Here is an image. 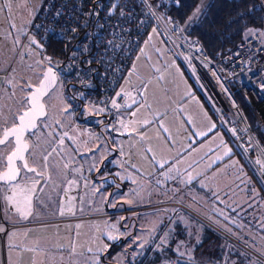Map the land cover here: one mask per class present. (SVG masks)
Listing matches in <instances>:
<instances>
[{
  "label": "rangeland",
  "instance_id": "obj_1",
  "mask_svg": "<svg viewBox=\"0 0 264 264\" xmlns=\"http://www.w3.org/2000/svg\"><path fill=\"white\" fill-rule=\"evenodd\" d=\"M41 1L0 0V30L4 32V34L0 35V134L3 132L4 126H10L15 123L17 115L23 108L28 106L25 96L29 91L26 87L27 80L38 83L42 77V70L47 65V60L55 59L52 53L43 57L40 44L32 50L29 57L22 58L20 54H17L22 35L21 30L30 21ZM203 2L199 5L198 9L201 8ZM251 32H262V29H254ZM4 69L6 70L4 71ZM185 84H190L191 89H194L198 93L185 73L183 63L172 54L171 43L166 38L163 30L157 24H153L133 59L130 72L124 77L120 86L131 93V101L132 99L141 100L140 104L142 105L140 109L142 110H146L148 107L156 109L157 105L173 108L172 114L168 115L171 120L170 122H180L179 125L181 127H177L175 124L174 126L175 129L183 133L184 128H187L186 122L182 119L184 116L187 117V113L185 112L187 105H184L180 99H182L181 97L185 93ZM44 100L47 104L48 112L40 120L38 128L27 134V138L30 141L28 156L30 158L29 162L41 164L42 168L44 162H51V169L49 170L50 178H46L44 182L36 174L30 177L24 176L10 188L9 184L3 185L0 183V229H2L0 230V264H125L129 256H135L142 252H146L145 254L147 255V252H151L153 247H158L159 250L163 251L164 248L162 247L166 246L170 241L171 233L170 229L167 228L170 226L172 228L173 222L180 219L181 214H189L186 215L189 218V232L186 238L180 239L179 243L175 245L176 254L178 253L179 256L192 260L193 256L199 254L200 257L208 258V254L211 255L218 246L216 244H222L226 248L232 245L231 242L239 244V242L232 240L229 235L221 231V227L211 221L213 219L221 226H224L221 220L217 219V217L209 219L203 216L206 220L198 216L194 212L196 210L191 207V204L205 215L208 212L190 200L188 201L189 204L187 201L184 202L183 197L181 198V196L173 192L167 195H159L157 198L143 200H141L142 198H130V200L125 202V207L117 211H110L109 213L110 215L116 214L115 216L124 213L118 216L119 224H113L116 221L112 222V218L108 215L102 216L101 213L88 215L87 213H91V209L82 208L81 201H79V205L78 201L75 202L76 198H78L75 192L82 180L84 184L85 182L91 184L88 176L96 168H94V165L97 157L93 154L92 157L82 155V162L78 163L74 161L75 151L71 145H76V142L71 131L79 127L73 125L71 111L62 97L58 84L50 90L44 97ZM181 108L184 110V116L178 113ZM218 127L221 131L220 134L222 133L223 135V139H216V152L212 157L225 155V151L231 146L229 141L226 140V135L222 131L220 124ZM80 128L85 134H88L82 127ZM66 130H69L70 133L67 136L61 137V134ZM177 130L173 133L168 132V137H170L174 147H179L178 142L181 141V138L178 139L179 136L174 137ZM84 141L83 143H86ZM211 141L209 142L211 143ZM12 142L13 140L8 139L5 143L0 144V166L4 164L2 162V155L14 144ZM156 143H160V141L157 139ZM151 154L152 157H155V163H157L156 154L152 151ZM177 165L179 164L176 160H173L171 167L174 169L173 166ZM58 167L60 170L57 171ZM74 167H79L78 169L80 170L77 179L74 180L77 183L74 181L72 183L71 179H69L72 177L76 178L73 173L65 176L67 170ZM59 171L63 175H60ZM29 172L33 173L24 169L21 177ZM54 173H56L55 176H53ZM99 173L97 172V177H99ZM219 173L230 180L229 183L231 184L229 185L228 193L232 197L242 195L246 191L245 188L248 187L252 188V193L260 192V187L256 183L252 173L247 171L237 153L231 160H227L224 165L210 171L206 180L213 181L215 177L218 180ZM61 176L66 178L63 184L62 182H58L62 178ZM27 179L32 180L25 181ZM142 180L144 181V179ZM200 180L203 183L205 181L202 177H200ZM175 181L173 186L178 187L181 179H176ZM32 183L34 185H31ZM67 184H73V186ZM147 185L148 182L143 186V190L139 188L134 189L133 194L129 196L135 197L139 194H144V189L147 188ZM211 187L219 189V186L211 185ZM185 188L183 185L181 189ZM21 189L25 191L22 192ZM104 189H107V187L103 184L100 186L96 185L93 191L90 192L88 186L81 185L82 196L84 198L89 195L91 196V194L94 198L99 197L103 194L102 191ZM128 189L130 190L131 188L128 187ZM9 194H13L16 200L18 198L17 202L20 203L19 207L22 209V216H26L29 210L38 207L37 204L47 213L52 212L58 204H61V214H51L48 217L45 216L38 219L28 218L23 223L17 222L18 226H16L12 221L10 222L11 219L9 218V208H7L9 205ZM29 195L30 203L25 199ZM205 199H208V196ZM176 201L187 204L194 211L185 207H179V205L175 204ZM209 202L211 200L207 201V204H211ZM104 204L106 205V201ZM179 208L181 209L178 210ZM102 212L105 213V211ZM238 213L239 215L242 213L246 214V211H239ZM190 214L197 216L199 219L197 220ZM162 219L166 222V227L160 224ZM7 222H9V228H7ZM204 224H208L207 229L210 228L208 227L209 225L215 226L219 230L215 229L219 232L218 234H220L221 239L219 243L215 242V244L211 245V248L208 246L197 249L196 245L202 237ZM207 229L206 231L208 232ZM225 229L227 232L229 231L227 227ZM228 233L233 235L231 232ZM233 236L235 237V235ZM13 237L15 238L12 239ZM105 237H114L115 239L108 240ZM24 239L28 240L30 245H44L45 247H40L42 248L40 250L34 246L23 247L22 244L17 243ZM116 239H119V242L123 244L115 255L116 260L114 256H108L109 258L106 261L100 259V254L107 247H111L113 245L111 242ZM239 240L244 242L241 239ZM148 242L149 250H147L146 246ZM262 252L264 254V251ZM163 254L165 258H161L157 264H168L173 260H180L172 258L168 262L170 255ZM255 256L249 253V255L245 254L243 258L249 257L248 262L254 264L253 262L258 257ZM146 258V256L141 257V261L145 262ZM216 263L225 264V255L221 261ZM153 264H156V262Z\"/></svg>",
  "mask_w": 264,
  "mask_h": 264
},
{
  "label": "built area",
  "instance_id": "obj_2",
  "mask_svg": "<svg viewBox=\"0 0 264 264\" xmlns=\"http://www.w3.org/2000/svg\"><path fill=\"white\" fill-rule=\"evenodd\" d=\"M259 1L264 9V0ZM178 2L42 0L30 21L20 29L17 54L29 57L40 44L45 57L50 54L48 48L54 39L70 40L66 53L58 56L59 60L48 59L47 65L57 71V84L71 111L73 125L91 134L99 130L102 122H110L113 129L121 121V111L127 108V94L120 83L148 30L157 24L170 41L173 53L184 62L264 184V145L256 133L257 128L264 129V26L262 32L247 35L219 57L211 58L198 39L187 38L167 16L164 5ZM236 90H240L252 106L255 123L245 114L236 98ZM113 101L119 107H113ZM68 133L69 130L64 131L61 137ZM175 204L194 211L183 202ZM109 213L101 212V215ZM220 230L264 261L263 254L224 229ZM168 264L198 263L173 260Z\"/></svg>",
  "mask_w": 264,
  "mask_h": 264
},
{
  "label": "crops",
  "instance_id": "obj_3",
  "mask_svg": "<svg viewBox=\"0 0 264 264\" xmlns=\"http://www.w3.org/2000/svg\"><path fill=\"white\" fill-rule=\"evenodd\" d=\"M1 34H4L2 30H0V35ZM5 70L6 69H4V71ZM130 70L131 66L129 67L125 76L130 72ZM124 77L120 85L122 84ZM185 85L186 90L180 101H182L184 105H187L185 108L187 117L183 115L184 110L182 108L180 112H178L177 109V112L184 116V118H182L183 121L186 122L185 124L187 128H184L183 133L180 130L175 129L174 126L175 124L177 127H181V125H179L180 122H170L171 120L168 115L172 114V112L174 111L173 108L157 105L156 109L148 107L146 108V110H142L140 109L142 105L140 104L141 100L132 99L131 101V93L121 86L120 88L122 89V91L127 94V108L121 111V121H119L113 129H111L110 127V122H102L101 128L91 134H85L80 128L81 126H77L79 128L72 129L71 134L74 136L76 142V145L71 142L73 144L71 145V147H73V150L75 151L73 157L74 161L80 163L82 162V155L92 157L93 154L96 155L95 157H97V160L95 159V168L97 167L101 159H111L112 163L116 166L113 169V172H115V174L117 175L116 181L118 180V182H120L122 180L126 185V187L122 190L110 189L109 187H107V189H104L102 191L103 194L99 197L94 198L91 194V196L89 195L84 198L82 196L83 191L81 190L82 184L88 186L91 192L96 185H104L107 181L114 180L113 175L96 178L92 174H90L89 176L86 174L90 178L89 182L91 184H88L87 182H85L84 184L82 180V182L79 183V186L77 185L78 189L75 193L76 197L78 198H76L75 202L78 201L79 205V201H81L82 208L91 209L90 214H100L104 210V202L108 200L111 191L116 194L114 199L120 200L121 202H126L130 200V198H142L141 200L147 198H157L159 195H167L173 192L181 196V198L183 197L182 199L184 200V202L187 201L188 203V201L190 200L195 205L208 212V214L205 215L199 209L194 208L191 204V207L198 211L202 216H205L209 219H211V217H217V219L222 221L224 226H221L213 219H211L214 224H217L221 228L227 227V229L229 230L228 232H231L233 235H235V237L243 240L250 247L260 252L258 249L264 250V193H262L261 188H264V184L251 166V163L249 162L245 151L235 143L230 133L227 131V134L223 128L222 131L225 133L226 140L229 141L231 146L225 151V155L212 157L216 152V139H223V135L222 133L220 134L221 131L218 127L219 122L217 123L216 117L204 97L201 94H198L199 92L197 93L194 89L192 90L190 84ZM127 112L129 113L127 114ZM176 130L177 132L175 133L174 137L179 136L178 139L181 138V141L178 142L179 147H174L170 140V137H168V132L173 133ZM228 136L232 138L236 147L233 146L231 139H229ZM157 139L160 141V143H156ZM83 140H85L84 142L86 143H83ZM210 140H212L211 143L209 142ZM157 148L159 149L158 153ZM236 149H238L243 154L247 163L250 165V168L256 174L259 182L256 181L255 178L254 179L260 187V192L257 191L256 193H252V188L248 187L245 188L246 191L242 195L232 197V195L228 193L230 187L229 185L231 184L229 183L230 180L226 179L222 174L219 173L218 180L216 179V177L213 181L206 180V177L207 175H209L210 171L221 167L226 163L227 160H231L233 156L236 155ZM151 151L156 154L155 156L158 159L157 163H155L156 160L155 157H152ZM173 160H176V162L179 164L177 166H173L174 169L171 167ZM242 162L246 167L244 161ZM36 165L41 172L25 173L22 177L20 176L15 181L1 183L3 185L9 184L10 188L13 187L12 185L14 183H17L16 181H19L24 176L30 177L35 174L40 177L41 181L44 180L45 182L46 178H50L49 170L51 169V162H44L43 168L41 167V164ZM78 168H70L67 170L66 175L64 174L65 176H67L73 173L76 176V178H69L71 179L72 183L77 179L79 175L80 170ZM58 170H60L59 167L57 171ZM247 171H249L248 168ZM59 173L60 175H63L62 172L59 171ZM55 174L56 173H54L53 176H55ZM61 177L62 178L58 180V182H62L63 184L66 181V178H64V176ZM200 177H202V179H205L204 183L201 182ZM142 179H144V181ZM176 179H181V183H179L178 187L173 186ZM28 180L32 179H27L25 181ZM146 182H148V185L147 188L144 189V194H139L135 197L129 196L133 194L134 189L139 188L143 190V186ZM31 185H34V183H32ZM31 185L30 187H32ZM183 185L186 187L185 189H181ZM211 185L219 186V189H215L211 187ZM69 186H73V184H70ZM128 187H130L131 189L129 190ZM9 195V205L7 206V208H9V218L11 220H19L20 218L21 220L28 218L38 219L45 216L48 217L51 214H61V204H58V206H56L50 213L45 212L37 204L38 207H34L33 209L29 210V213L26 216H22V209H20L19 207L20 203L17 202L18 198L16 200L13 194ZM206 196H208V199H205ZM209 200H211V202H209L211 204H207V201ZM21 204L24 205L23 203ZM239 211H246V214L242 213L241 215H239ZM186 215L189 214H181V218L173 222L172 228L171 226L167 228L171 230L174 228L177 221H181L185 232L183 231L184 235L180 239H184L188 236L189 218ZM194 217L197 220L199 219L197 216ZM245 217H248V219L245 220ZM161 222H163V219L160 221V224ZM204 225L205 226H203L204 230L202 231V237L197 243L196 247L199 243H201L202 240H204L206 236V229L208 224ZM164 227H166V222L164 224ZM208 227L217 229L215 228V226L209 225ZM15 237H13L12 239H14ZM178 241L177 243H179ZM219 241V239H214L213 241L209 240L203 245V247L209 246V248H211V245L215 244V242L218 243ZM17 243L22 244L23 247L34 246L35 248L40 250L42 249L40 247H45L44 245H30L29 241L26 239ZM48 246L52 247L50 245ZM195 257L200 258V255L197 254ZM44 258H46V256H44ZM202 258L205 259L206 257ZM170 260L171 259H169L168 262Z\"/></svg>",
  "mask_w": 264,
  "mask_h": 264
},
{
  "label": "trees",
  "instance_id": "obj_4",
  "mask_svg": "<svg viewBox=\"0 0 264 264\" xmlns=\"http://www.w3.org/2000/svg\"><path fill=\"white\" fill-rule=\"evenodd\" d=\"M202 2L203 5L200 9H198L199 5ZM164 10L167 16L177 25L183 35H185L187 38H196L200 41L203 49L209 54L211 58L219 57L230 47L238 43L247 35L251 34L252 30L263 29L264 26V9L259 0H179L177 4H165ZM69 41V39L57 38L51 42L48 50L50 53H52L53 57L56 60H59V57L66 53V50L71 46V43ZM171 52L177 59H179L183 63V68L187 76L195 85L196 90L199 92V94H201L206 100L204 94L197 86L195 80L189 73L184 62L180 59V57L173 53L172 48ZM235 95L236 98L239 100L248 119L251 122L255 123L256 113L254 112L248 100L245 98V96L240 90H236ZM206 102L213 111L217 122H219L221 127L227 133V130L224 128L223 124L219 120L215 110L212 108V106L207 100ZM256 133L261 143L264 145V129L257 128ZM228 137L229 139H231L233 146L236 147L232 138L230 136ZM236 151L242 161H244L246 167L252 173L256 181H258L256 174L250 168V165L247 163L243 154L238 149H236ZM115 167L116 166L112 163L111 159L104 158L99 161L97 167L94 169V171H92V174L96 178L111 175H113L114 178L117 177L115 172H113V169ZM97 172H100L99 177H97ZM116 179H114L113 181H107L104 186L116 190L124 189L126 187L125 182L122 180L118 182V180L116 181ZM117 183H119V185H117ZM261 188L262 193H264V188ZM115 196L116 194L111 191L103 211H115L121 209L122 207H125V202H121L120 200L114 199ZM123 214L124 213L118 214L117 216H115L116 214H106L102 216L108 215L110 216V218H112V222L116 221L113 224H119L120 222L118 221V216ZM244 219L247 220L248 217H245ZM164 224L165 221L161 222V225ZM175 224L176 225L174 226V228L170 230L171 235L169 243L166 246L162 247L164 248L163 251L159 250L158 247H153L151 252H147V255L145 254L146 252H142L135 256H129L125 264H153L155 262L157 264L161 258H165L163 257V253L169 254V259L176 258L182 261H190L198 264H216V262L221 261L224 255L225 264H251V262H248L250 259L249 257V259L246 258L247 256L245 258L243 257L245 256V254H254L236 242H231L232 245L228 248H226L222 244H217L218 246L216 247L215 251L211 255L208 254L209 256L207 259H203L202 257L196 258L195 256L192 258V260L189 258H184L183 256L182 258L181 256H179L178 253L176 254L175 245L177 244V241L184 235L185 230L181 221H177ZM207 230L208 232H206L204 240H202L201 243L198 244L197 249L203 247V245L209 240H220V234H218L219 232H217V230L213 229V227H210ZM105 239L109 240V238L106 237ZM112 243L113 245L111 247H107L100 254V259L106 261L109 257L113 256L115 259V255L123 244L119 242V239L113 240L111 244ZM146 246L147 250H149V242ZM258 250L260 252L264 251L262 249ZM139 255L141 257H147L145 262L141 261V257ZM253 263L264 264V261L259 257H256V260Z\"/></svg>",
  "mask_w": 264,
  "mask_h": 264
},
{
  "label": "snow or ice",
  "instance_id": "obj_5",
  "mask_svg": "<svg viewBox=\"0 0 264 264\" xmlns=\"http://www.w3.org/2000/svg\"><path fill=\"white\" fill-rule=\"evenodd\" d=\"M55 81V74L52 73L49 69L48 73L45 74L43 80L41 81L40 86L32 93L31 97L28 100L30 108L22 116H20V124L18 127L6 130L4 133V139L0 140V144L5 143L9 136L15 137L17 148L16 150L8 157V172L3 176H0V179L3 180H14L19 174V168L15 166V160L19 159L24 161L23 167L27 168L28 171L35 172L34 168H29L27 161L24 160L23 151L27 149V144L22 143L23 132L28 127H35V119L38 116L45 115L44 104L41 103V97L47 94L49 87L53 85ZM135 102V101H133ZM130 106V105H129ZM113 107H119L115 101H113ZM123 123V122H121ZM63 142V141H61ZM24 192V189H21ZM30 191V190H29ZM26 201L30 203V195L25 197ZM2 230V229H0ZM109 239H115L114 237H109Z\"/></svg>",
  "mask_w": 264,
  "mask_h": 264
},
{
  "label": "water",
  "instance_id": "obj_6",
  "mask_svg": "<svg viewBox=\"0 0 264 264\" xmlns=\"http://www.w3.org/2000/svg\"><path fill=\"white\" fill-rule=\"evenodd\" d=\"M49 69H51L52 73L55 74V81H54L53 85L49 87V90H48L47 94L50 92V90H51L52 88L55 87V85L57 84V80H58V74H57V71H56V69H55L53 66H51V65H46V66L43 68V70H42V77L40 78V80L38 81V83H33V82L27 80V82H26V87L29 89V91L25 94V96H26V98H27V101H28L29 98L31 97L32 93H34V92L36 91V89L40 86L41 81L43 80L45 74L48 73ZM47 94H46V95H47ZM46 95H44L43 97H41V103L44 104V112H45V115L38 116V117L35 119V121H34V122H35V127H28V128H26V130L23 132V136H22V143H23V144H27V146H28L27 149H26L25 151H23L24 160L27 161V164H28V167H29V168H34V169H35V172H38V173L40 172L38 166L35 165V164H31V163H29V161H28V157H27V155H28V151H29V149H30V141H29V139L27 138V134H28L29 132L34 131V130H36V129L38 128L40 120H41L43 117H45L46 114H47V112H48V107H47V104H46V102H45V100H44V97H45ZM29 108H30V105H29V103H28V106H27L26 108H23V109L21 110V112L17 115V117H16V122H15V123L11 124L10 126H4V128H3V132H2V134L0 135V140L4 139V133H5L6 130H9V129H12V128H14V127H18V126H19V124H20V119H19L20 116H22L26 111H28ZM8 138H11V139L13 140V142H14V146H13V148H12V149L6 154V166H5L3 169H0V176H3L5 173L8 172V167H9V166H8V157H9V156H10V155L16 150V148H17L16 141H15V137H13V136H9ZM23 164H24V161H21V160H19V159H16V160H15V166H16L17 168H19V170H20V171H19V174L16 176V179H14V180H3V179H0V183H1V182L8 183V182H11V181H15V180H17V179L21 176L22 169H26V170H28L27 168H24V167H23Z\"/></svg>",
  "mask_w": 264,
  "mask_h": 264
},
{
  "label": "flooded vegetation",
  "instance_id": "obj_7",
  "mask_svg": "<svg viewBox=\"0 0 264 264\" xmlns=\"http://www.w3.org/2000/svg\"><path fill=\"white\" fill-rule=\"evenodd\" d=\"M2 134V133H1ZM0 134V135H1ZM9 140H11L12 141V139L11 138H8ZM7 139V140H8ZM6 140V141H7ZM5 141V142H6ZM13 143V142H12ZM13 146H14V144H12V146L9 148V150H7L6 152H4L3 153V155H2V162H4V164H3V166H0V169H3L5 166H6V154L13 148ZM27 157H28V161H30V158H29V156L27 155ZM29 163H31V162H29ZM31 164H33V163H31ZM36 165V164H35ZM23 170L24 169H22V172H23ZM41 172V171H40ZM24 220H26V219H24ZM24 220H21V218L19 219V220H10V222L12 221V223L14 224V225H16V226H18V223H23V221ZM18 222V223H17ZM21 225H23V224H21ZM25 225V224H24Z\"/></svg>",
  "mask_w": 264,
  "mask_h": 264
},
{
  "label": "bare ground",
  "instance_id": "obj_8",
  "mask_svg": "<svg viewBox=\"0 0 264 264\" xmlns=\"http://www.w3.org/2000/svg\"><path fill=\"white\" fill-rule=\"evenodd\" d=\"M226 87V86H225ZM228 90V89H227Z\"/></svg>",
  "mask_w": 264,
  "mask_h": 264
}]
</instances>
